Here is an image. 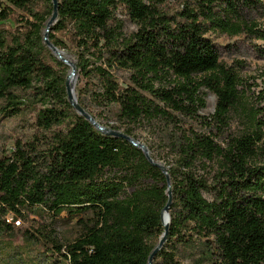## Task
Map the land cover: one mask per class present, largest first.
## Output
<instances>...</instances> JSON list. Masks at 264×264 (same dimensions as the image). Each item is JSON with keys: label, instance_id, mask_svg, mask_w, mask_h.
Here are the masks:
<instances>
[{"label": "trees", "instance_id": "trees-1", "mask_svg": "<svg viewBox=\"0 0 264 264\" xmlns=\"http://www.w3.org/2000/svg\"><path fill=\"white\" fill-rule=\"evenodd\" d=\"M7 1L0 116L36 113L33 137H15L0 154V230L42 210L55 220L66 212L79 217L73 241L43 223L25 228L24 240L61 264H149L171 190L168 236L153 264H264V92L247 101L209 36L260 40L264 58V24L247 18L262 0H187L179 9L167 0H59L49 40L75 58L79 105L136 141L147 131L151 158L167 173L69 101L71 68L44 38L53 0ZM207 92L217 99L210 115ZM233 113L243 120L237 134L228 132Z\"/></svg>", "mask_w": 264, "mask_h": 264}, {"label": "rangeland", "instance_id": "rangeland-1", "mask_svg": "<svg viewBox=\"0 0 264 264\" xmlns=\"http://www.w3.org/2000/svg\"><path fill=\"white\" fill-rule=\"evenodd\" d=\"M0 1L3 3L1 8L8 4L7 0ZM185 1L187 0H167V6L172 9H179ZM247 14V18L250 20L264 24V0L257 5L256 9ZM123 17L126 20L127 32L135 31L137 25L128 16L124 15ZM209 36L220 50L222 60L234 66L243 79L241 89L246 94L247 101L250 104H257L258 100L256 97L264 92V58L256 48V45L261 44L262 41L244 35L236 36L232 39H227L219 33H210ZM62 51L69 61L75 62V58L71 53L65 50ZM117 75L121 82L127 81L128 73L126 71L120 70ZM83 85V80L79 81L76 74L74 85L76 97H78V92ZM206 99L207 108L203 111V114L210 115L215 110L217 99L212 92H207ZM262 106H264V102ZM35 113V111L24 108L16 116H0V154L3 149H10L14 146L15 137L24 139L33 137L35 133L33 128ZM242 121L239 114L233 113L228 132L231 134L240 132L243 127ZM112 123L115 122L112 121ZM140 133L139 141L145 144L150 136L147 131H141ZM107 175L110 176L113 173L109 172ZM8 218L12 220L11 216H8ZM30 219V221L17 220L14 229L10 233L0 230V264H61L59 256L52 251H47L42 246L24 240L23 230L31 225L43 223L56 229L61 242L68 243L73 241L80 233L81 228L77 224L79 217L72 218L66 212H63L55 220L52 213L42 210L40 215L31 214Z\"/></svg>", "mask_w": 264, "mask_h": 264}, {"label": "water", "instance_id": "water-1", "mask_svg": "<svg viewBox=\"0 0 264 264\" xmlns=\"http://www.w3.org/2000/svg\"><path fill=\"white\" fill-rule=\"evenodd\" d=\"M54 3V12L53 15L51 16V18L48 20L47 22V26H46V30H45V34H44V38L45 41L47 43V45L50 47V49L53 51L54 55L57 56L60 60H62L63 62H65L67 65L71 66V71L68 75L67 78V82H66V86H67V92H68V97H69V101L72 103V105L75 107V109H77V111L83 115L87 120H89L93 125H95V127H97L100 130L106 131L112 135L118 136V137H123L125 139H127L128 141H130L131 143H133L134 145L138 146L139 148H141L144 153L146 154V156L148 157V159L154 163L155 165L160 166L163 171L165 173H167V168L164 165L159 164L158 162H155V160H153L151 158L150 155V151L149 148L147 147L146 144L140 142V141H136L134 140L131 136L126 135L124 133H122L121 131H116V130H110L107 129L105 126H103L102 124H100L87 110H85L83 107H81V105H79L77 97H75V95L73 94V90L75 89V87H71L70 85V79L73 75H76V64L75 62H71L69 61L63 54V51L60 50L58 47H56L50 40H49V32L50 29L52 27L53 24L56 23L57 19H58V5H59V0H53ZM74 88V89H73ZM171 204H172V191L169 190V200L167 205L164 208L163 214H164V223L166 225V231L164 234V237L161 239V241L159 242L158 246L156 247V249L153 251L150 260H149V264H153V259L155 254L157 253V251L159 249H161L167 239L168 236V228H169V224H170V209H171Z\"/></svg>", "mask_w": 264, "mask_h": 264}, {"label": "bare ground", "instance_id": "bare-ground-1", "mask_svg": "<svg viewBox=\"0 0 264 264\" xmlns=\"http://www.w3.org/2000/svg\"><path fill=\"white\" fill-rule=\"evenodd\" d=\"M75 82H76V75H73V76L71 77V79H70V85H71V87H74ZM73 89H74V88H73ZM73 94L75 95L74 90H73ZM75 97H76V96H75Z\"/></svg>", "mask_w": 264, "mask_h": 264}]
</instances>
